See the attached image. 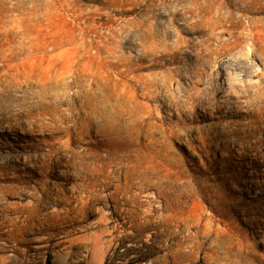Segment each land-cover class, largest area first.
Listing matches in <instances>:
<instances>
[{"label":"rangeland","instance_id":"1","mask_svg":"<svg viewBox=\"0 0 264 264\" xmlns=\"http://www.w3.org/2000/svg\"><path fill=\"white\" fill-rule=\"evenodd\" d=\"M0 264H264V0H0Z\"/></svg>","mask_w":264,"mask_h":264},{"label":"bare ground","instance_id":"2","mask_svg":"<svg viewBox=\"0 0 264 264\" xmlns=\"http://www.w3.org/2000/svg\"><path fill=\"white\" fill-rule=\"evenodd\" d=\"M231 80V79H230Z\"/></svg>","mask_w":264,"mask_h":264}]
</instances>
